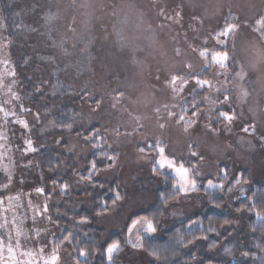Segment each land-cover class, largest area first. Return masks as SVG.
I'll return each mask as SVG.
<instances>
[{
	"label": "rangeland",
	"instance_id": "374dc122",
	"mask_svg": "<svg viewBox=\"0 0 264 264\" xmlns=\"http://www.w3.org/2000/svg\"><path fill=\"white\" fill-rule=\"evenodd\" d=\"M51 4L53 34L65 55V72L61 76L76 89L87 92L83 95L89 103L80 118L85 125H96L108 148L116 154L115 164L95 176L99 180L116 177L121 200L98 215L93 224L106 233H123L128 227L122 238V264L150 263L149 256L139 247L142 236L158 237L173 225L211 210L205 194L214 189H207L208 179L225 185L226 180L240 177L239 185L232 184L237 186L231 192L233 202L246 195L253 183H264V0H53ZM1 24L0 190L12 191L18 188L15 181L20 175L28 178L35 174V182L41 184L34 166L29 171V161L35 153L25 152L27 140L37 150L40 148L32 135L40 117L22 107ZM229 25H235L231 33L217 35ZM205 52L206 55L201 54ZM225 52L227 67L212 62L213 54ZM194 77L209 81L213 87H199ZM225 95L229 103L219 104V110L234 111L237 117L229 125L230 131L225 130L223 120L217 119L216 105L205 99L222 101ZM193 104L197 115L190 118L197 123L185 131L178 118L184 114L182 109H191ZM23 121L28 123L27 129L21 125ZM210 122L216 134L208 129ZM250 124L255 125V134L242 130ZM61 141L56 138L54 145ZM157 141L165 148L164 157L176 167L195 166L189 177L196 179L197 191L181 193L175 170L159 167ZM190 146L203 158L192 157ZM13 147L22 153L19 163ZM138 147L154 149L141 152ZM75 148L72 143V148L59 146L57 150L74 153ZM159 171L176 178L172 189L181 196L171 201L159 231L149 234L144 231L148 219H132L141 221L135 226L129 220L154 204L156 190L166 183ZM225 172L227 178L220 179ZM8 195L0 194V264H9V243L21 264L29 260L33 264H51L53 256L58 257L55 264H76L68 250L70 237H62L63 227L51 219L47 223L48 209L43 211L46 201L36 194L32 199L24 195L8 199ZM28 201L34 210L27 214ZM225 211L235 214L230 208ZM249 215H236L233 234L215 249L207 251L199 244L193 253L195 264L203 258L209 259L206 264L241 260L249 247ZM80 221L73 222V229L81 230L87 225ZM195 225L199 221L188 226ZM9 229L16 234L11 235Z\"/></svg>",
	"mask_w": 264,
	"mask_h": 264
},
{
	"label": "trees",
	"instance_id": "16d2710c",
	"mask_svg": "<svg viewBox=\"0 0 264 264\" xmlns=\"http://www.w3.org/2000/svg\"><path fill=\"white\" fill-rule=\"evenodd\" d=\"M52 1L0 0L1 34L3 42L9 45L22 107L40 117V124L32 134L35 144H39L40 148L32 156V161L41 179V186L51 196V221L63 227V238H71L72 261L76 264H122L121 252L125 246L122 238L125 232L106 233L93 224L97 212L104 214L121 200L113 203L116 193L121 197L116 177L99 180L95 176L97 172L115 164L116 154L108 148L101 133L96 140L101 142L102 147L95 148V141L86 142V138L92 137L98 129L96 125H85L80 118L81 111L89 103L84 100L86 95H83L87 92L76 89L61 76L65 72V55L53 34ZM66 123H72V131L61 130ZM56 138L62 140L58 146L54 145ZM72 143L76 146L74 153L57 150L59 146L67 148L71 145L72 148ZM137 151H140V147ZM102 153L113 155L114 161L103 158ZM92 161L98 162V168L90 184L87 180H81V177L93 172L90 167ZM162 175L166 183L156 190L154 204L132 215L130 222L143 217L153 221L159 231L167 215V205L180 195L179 191L172 189L174 178L168 174ZM232 179L225 181V190H212L205 194L211 210L173 225L158 237H143L141 249L150 258L148 264H195L194 249L199 244L207 251L215 249L220 241L233 234L232 222L239 213L251 214L247 218L246 228L249 247L245 251L247 255L241 260L227 264H264V183H253L246 195L233 202L231 193L226 190L228 187L236 189L237 186L232 185L235 180ZM57 182L70 186L67 194L61 193ZM105 203L107 211L103 207ZM229 208L235 214L225 211ZM85 217L89 221L87 225L81 230L73 229V222ZM192 221H199V225L189 228ZM180 237L183 243L178 244L177 239ZM114 241H119L121 248L109 259L106 247ZM188 241L193 242L189 244ZM81 250L85 255H80ZM153 252L160 256L159 260L152 255ZM165 256L168 257L167 262ZM208 261V258H203L197 264H206Z\"/></svg>",
	"mask_w": 264,
	"mask_h": 264
},
{
	"label": "snow or ice",
	"instance_id": "6c2138e0",
	"mask_svg": "<svg viewBox=\"0 0 264 264\" xmlns=\"http://www.w3.org/2000/svg\"><path fill=\"white\" fill-rule=\"evenodd\" d=\"M234 27H235V25H229L227 27V29L223 33H218L217 35L218 36H220V35H225L226 36L229 33H231V31L233 30ZM201 54L202 55H206V52L205 53H201ZM227 59H228V55H227L226 52L223 53L222 55L213 54V56H212V62L214 64H218L220 67H227ZM174 81H175V78H174ZM194 81L201 88H212L213 87V85L209 81L202 80L199 77H194ZM216 90L220 91V89H216ZM205 99L207 100L208 103L216 105V110L218 112L217 119L223 120L225 122V130L226 131H230L229 125H231L237 119V117L235 115V112L234 111H220L219 110V104H221V103H225V104L229 103V97L227 95H225L223 97L222 101H212L210 98H207V97ZM182 112L184 114L179 116L178 121L184 123L185 131H187L189 127H191L192 125L197 123V121H194V120H192L190 118L191 116L197 115V106H196V104H193L191 109L184 108V109H182ZM21 125L25 129L28 128V123L26 121L21 122ZM161 126L163 127V125H161ZM207 127H208L210 132H212L213 134H216V129H214L212 127V123L211 122L207 125ZM61 130L62 131L63 130L72 131L73 130L72 123L64 124L62 126ZM242 130L244 132H246V133L250 132L251 134H255L256 128H255V125L250 124L248 127H244ZM86 131H88V130H86ZM98 136H101V135L99 134V132H96V133L93 134L92 137H87L86 138V142L95 141L93 146L95 148H100V147H102L101 142L99 140H96V137H98ZM26 145H27V147L25 149V152H35V151H37V149L35 147H33V144H32L31 140H27L26 141ZM155 146L158 148L159 154L161 156V159L159 161H157V163L159 164V167L160 168H164L165 166H167L170 169H174L176 174L179 176V180L177 182L179 184V191L181 193H184V194L197 191L199 186L197 185L196 179H194V178L190 179V177H189L190 171L193 172V173L195 172V166L193 165L191 169L189 167H185L184 164H180L178 167H176V165H175V163L173 161L168 160L166 157H164L163 154L165 152V148L160 145L159 141H157L155 143ZM140 151L143 152L144 148H140ZM190 154H191L192 157H196L197 159H202L203 158V154L202 153H198L197 151H193L192 146H190ZM101 155H102L103 158H105V159H107L109 161H114V159H115V157L113 155H109L108 153H102ZM90 167L92 168L93 172L89 173V175L87 177H83L82 176L81 180H87L88 183L91 184L93 182L94 173H95V171L98 168V162L97 161H92ZM222 178H224V179L227 178V173L226 172H225L224 177H222ZM57 183H58V187L60 188L61 193L62 194H67V191H68L70 186L67 183H62V182H57ZM240 183H241V178L240 177H236L235 178V184L239 185ZM174 187H175V185H174ZM206 187H207V189H214V190H224L225 189V185L224 184H222V183L221 184L214 183V181L212 179H208L207 180ZM226 190H227V192L231 193L232 192V187H228ZM36 191L38 193H44V189H41V188L36 189ZM120 199H121V197H120L119 193H116V195L114 197V200H113V203H115L116 201H118ZM0 203H2V201H0ZM103 207H104V210L107 211L106 203L103 205ZM43 211L47 212V205L44 206ZM100 214H101L100 212H97V215H100ZM257 215H259V213H257ZM141 219L146 220V218H141ZM87 222H89V221H88V219L86 217L82 218L81 221H80V223H87ZM140 222L141 221H139V220H133L132 221V225L135 226V225H137ZM128 231L131 232L132 229L129 228ZM144 231L146 233H149V234L156 233L157 229L154 226L153 221L146 220V226L144 227ZM209 231H214V229H209ZM177 235L179 236V233H177ZM65 239L67 240L68 237H65ZM204 239H207V237H204ZM192 242L193 241H188L189 244H191ZM177 243L178 244L183 243L182 237L177 239ZM15 247L16 248L19 247V242L18 241H17ZM119 248H120V242L119 241H114V242H111V243L107 244L106 252H107L108 258L111 259L112 254L117 252V251H119ZM2 251H3V242L0 241V252H2ZM225 251H228V249H226ZM7 252L9 253V257H10L9 264H21L20 261L15 259V251H14V247H13V245L11 243L8 244ZM26 255H31V253H26ZM80 255L81 256L85 255V252L83 250H81ZM152 255L155 256L158 260L160 259V256L157 255V253L153 252ZM245 255H247V253H245ZM57 259H58L57 256H53L51 264H55ZM164 260H165V262H167L168 257L165 256ZM0 261H2V256H0ZM27 264H33V261L29 260V261H27ZM36 264H39V262L36 261ZM44 264H49V262L45 261Z\"/></svg>",
	"mask_w": 264,
	"mask_h": 264
},
{
	"label": "crops",
	"instance_id": "0c3cea01",
	"mask_svg": "<svg viewBox=\"0 0 264 264\" xmlns=\"http://www.w3.org/2000/svg\"><path fill=\"white\" fill-rule=\"evenodd\" d=\"M13 149H14V147H13ZM151 149V148H150ZM154 149V148H153ZM153 149H151L150 151H152ZM14 152H15V159L18 161V163L19 162H21V159L20 158H22V153H20V150L19 149H14ZM143 152H149V151H143ZM35 153V152H34ZM21 154V156H20V158H18L19 157V155ZM30 154V153H29ZM30 155H32V154H30ZM19 159V160H18ZM29 163H30V167H29V171L31 170V168H33V161H29ZM28 166V165H27ZM35 169V168H34ZM158 170V169H157ZM18 172V171H17ZM15 173V175H17L18 173ZM159 173L162 175V174H168V173H163V172H160L159 171ZM35 175V174H34ZM34 175L33 176H29L28 178H22V176L20 175V177H19V179L17 180V181H15V185H17L18 186V188L16 189V190H9V191H3V190H0L1 192H0V194H1V196H2V194L3 193H6V194H9L8 196L9 197H7L8 199H10L12 196H20V195H24V197L25 198H27V199H32V198H34V194H36V195H39L40 197H41V199L43 200V202L44 201H46V205H47V209H48V214L47 215H49V207H50V201H51V196L49 195V193H47V192H44V193H38V192H36L35 190H34V188H35V179L33 178L34 177ZM168 175H170V174H168ZM171 177H173L174 178V182H173V184H175V182H176V178L173 176V175H170ZM220 179H224V178H220ZM29 183H28V182ZM19 183H21L20 185H18ZM10 185V184H9ZM36 185L38 186V188H41V189H43L44 187H42L41 185L42 184H37L36 183ZM162 188V187H161ZM177 190V189H176ZM178 191V190H177ZM181 196V194L179 195V197ZM16 200V199H15ZM173 202V201H172ZM172 202H170L168 205H167V207H166V211H167V208H168V206L172 203ZM27 206H28V208L26 209V213L28 214V213H32L33 212V210H34V208H32V203L30 202V201H28V204H26ZM141 212V211H140ZM49 219H51L50 218V215H49V217H48V220H47V223H49ZM26 225V224H25ZM25 227V229H27V225L26 226H24ZM128 228V227H127ZM127 228L124 230L125 231V234H126V231H127ZM10 230V233H11V235H13L12 234V232L14 233V235L16 234L15 233V230L14 229H9ZM21 232H23V231H21ZM63 233V232H62ZM124 234V235H125ZM68 237H70V236H68ZM124 237V236H123ZM143 237H148V236H142L141 237V241H140V244H139V247H141V242H142V239H143ZM5 238H9V236L8 235H6L5 236ZM62 239V237H60V238H58V239H56V240H61ZM65 239V238H64ZM0 241H1V223H0ZM70 247H71V238H70V246L68 247V250H70ZM120 248H121V245H120ZM119 248V249H120ZM70 252H71V250H70ZM116 253V252H115ZM115 253H113V254H115ZM112 254V255H113ZM71 256H72V252H71ZM71 259H72V257H71Z\"/></svg>",
	"mask_w": 264,
	"mask_h": 264
}]
</instances>
